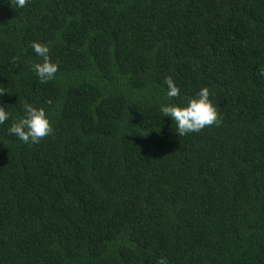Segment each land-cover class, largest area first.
<instances>
[{
	"label": "trees",
	"instance_id": "1",
	"mask_svg": "<svg viewBox=\"0 0 264 264\" xmlns=\"http://www.w3.org/2000/svg\"><path fill=\"white\" fill-rule=\"evenodd\" d=\"M203 87L220 122L179 137L160 105ZM0 89V264H264V0H0Z\"/></svg>",
	"mask_w": 264,
	"mask_h": 264
},
{
	"label": "clouds",
	"instance_id": "2",
	"mask_svg": "<svg viewBox=\"0 0 264 264\" xmlns=\"http://www.w3.org/2000/svg\"><path fill=\"white\" fill-rule=\"evenodd\" d=\"M17 7H24L27 0H14ZM37 56L42 57V63L32 65V71L35 72L41 83H46L55 78L58 71V64L50 60L49 46L38 42L31 45ZM167 85V97H179L180 89L173 79L169 76L165 78ZM6 90L0 89V96H3ZM159 111L163 117H168L175 122V134L179 137L190 133L199 132L206 126L219 124V113L216 105L210 99V90L207 87L201 88L195 95L187 100L186 104L164 103L160 105ZM22 115L13 119L8 127V132L16 136L25 144H38L42 138L53 132L51 121L46 110L43 107H36L25 103L22 109ZM11 117L10 112L5 105H0V125H3ZM157 264H169L166 257H161Z\"/></svg>",
	"mask_w": 264,
	"mask_h": 264
}]
</instances>
